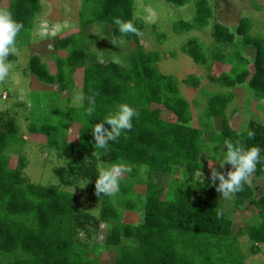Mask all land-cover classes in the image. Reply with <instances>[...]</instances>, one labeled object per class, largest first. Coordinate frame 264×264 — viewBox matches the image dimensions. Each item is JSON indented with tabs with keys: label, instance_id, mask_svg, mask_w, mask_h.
Masks as SVG:
<instances>
[{
	"label": "trees",
	"instance_id": "trees-1",
	"mask_svg": "<svg viewBox=\"0 0 264 264\" xmlns=\"http://www.w3.org/2000/svg\"><path fill=\"white\" fill-rule=\"evenodd\" d=\"M6 1L8 5L0 6V10L10 11L13 18L24 25L16 40L15 48H19L28 44L40 0ZM165 1L177 7L193 4L196 9L190 22L175 24V31L207 27L214 17L209 0ZM85 2L91 3L90 0ZM93 2L89 12L83 7L81 26H110L113 36L129 46L128 64L125 60L123 63L109 61L86 66L82 83L85 99L81 107L69 108L67 100L60 102L59 93L70 91L72 74L75 69L85 66L87 54L81 36L55 38L54 48L69 52L68 56L56 59L55 73L49 72L40 56L33 55L29 59V72L39 82L57 89L44 120L30 124L29 131L46 137L47 144L60 151L59 156L73 160L59 168L57 175L68 184L88 179L87 195L91 201L100 203L99 216L94 218L83 213L71 192L53 185L24 183L20 169L24 158L19 155L11 168L6 152L14 145L22 147L25 140L17 137L14 118L0 119V264H100L96 258L97 245L89 246L76 236L81 232L90 234L88 225L98 230L101 223L120 221L124 209L141 210L144 220L141 224L122 223L109 229L104 245L119 248L115 264H244L237 235L246 236L251 244L264 242V194L255 199L247 183L238 193L240 208L248 204L259 210L239 234H234L232 220L218 204L196 195L200 185L191 181L195 172L205 169L199 159L204 147L203 130L208 125L203 124L201 129L189 125L193 119L191 105L179 94L177 79L159 72V55L145 51L139 36L131 33L124 36L113 23L114 18L132 20L139 32L142 30L143 21L133 18L134 0ZM211 27L215 44L223 50L234 47L235 34L242 37L241 46L255 49L252 72L242 60L243 52L234 50L232 61L241 60L244 66L234 69V74L233 69L221 74L219 82L227 88L246 83L253 95L264 101V40L249 34L250 23L246 18L239 20L234 34L217 22ZM182 50L195 64L206 68L216 60L223 63L226 58L225 53L224 56L214 54L216 60L211 62L194 38ZM209 80L212 83L218 81L213 77ZM198 82V77H191L184 84L196 87ZM88 97L94 99L96 106L91 116L85 112ZM233 99L234 94L230 92L208 97L204 115L209 120H221L222 127L219 133H213V141L223 145L226 139L239 140L246 146L264 149V125L251 121L245 131L229 127L225 112ZM121 103L137 109L139 115L133 118L131 131L122 134L117 141L109 142L106 154L98 160L93 153L91 129ZM160 107L172 113L173 120H162ZM70 126H76L75 142H68L64 137ZM105 127L109 126L105 124ZM249 130L254 132L251 139L247 135ZM99 162L107 166L123 162L132 169L123 174L120 191L115 196L95 195ZM177 167L186 169L188 181L180 184L173 193H165L162 199L163 188L153 182L152 173L173 174ZM227 167L231 170L230 165ZM144 169L148 174L141 181L145 183V192L140 196L132 190ZM263 172L264 161L257 164L252 175L260 176ZM251 247L255 253V245Z\"/></svg>",
	"mask_w": 264,
	"mask_h": 264
},
{
	"label": "rangeland",
	"instance_id": "rangeland-1",
	"mask_svg": "<svg viewBox=\"0 0 264 264\" xmlns=\"http://www.w3.org/2000/svg\"><path fill=\"white\" fill-rule=\"evenodd\" d=\"M90 1L91 3H84V0L39 1L40 10L35 17L28 44L15 48V51L8 57L12 69L6 80L0 83V119L14 118L18 127L17 137L25 140L22 147L14 145L6 152L10 159L11 168L15 166L19 155L24 158L20 165L21 180L24 183L44 187L53 185L71 192L76 197L77 205L83 213L98 218L100 203L91 201L87 195L90 183L87 182L83 187L81 186L85 180L71 184L63 183V178L57 175L59 168L65 167L73 160L59 156L60 151L49 146L46 137L29 131L30 124H38L44 120L51 103L54 102L52 95L57 93L56 86H48L39 82L29 72V59L33 55L40 56L48 66L49 72L55 73L56 59L69 55L68 51L54 48L55 38L63 39L71 35H79L82 37V45L87 54L85 66L75 69L72 74L73 82L70 91L67 93L58 92L60 102L67 100L69 108L82 106V101H77L75 96L78 93L82 94L83 72L86 66L109 61L123 63L125 60L128 64L129 46L113 36L110 26L104 27L95 24L86 27L81 26L80 14L83 7H86L89 12L90 7L94 5L93 0ZM8 3L6 0H0V6L8 5ZM209 3L214 10V17L210 19L209 25L207 27H194L190 31H175L174 26L180 21L190 22L192 20L196 10L193 4L177 7L165 0H134L133 18L140 19L144 23L139 35L140 45L143 46L145 51L159 55V72L163 75L175 77L178 82L179 94L190 103L193 119L189 125L197 129L203 128L202 125L205 123L208 125V128L203 130L201 139L204 141V147L199 159L205 169L200 171L201 175L197 180L196 177L199 171L195 172L194 179L191 181L200 185L196 195H202L204 199L218 204L232 220L234 234H239L254 219L259 210L248 204L240 208L238 193L235 194L233 199H222L220 193L215 190V186L210 182L211 169L215 168L222 173H226L228 167L225 164L223 168H220L221 150L226 149H223V145L215 143L212 138L213 133L221 131V120L216 118L209 120L204 113L208 106L209 95L212 96L220 92L233 93L234 99L225 112L226 118L231 129L245 131L251 121L264 125V101L256 98L248 89L246 83L234 88H227L219 82L221 74L229 73L232 69L234 74L236 72L234 69L237 70L244 66L243 61L247 62L245 66L252 72L255 49L252 46H241L242 37L235 34L232 43L234 47L223 50L221 46L215 44L211 26L214 22L219 24L221 22L222 26L227 25L229 32L234 34L240 17L246 18L250 23L249 34L264 40V8L262 7L264 2L262 0H209ZM244 10H250L251 12L245 13ZM253 11H255V15L252 14ZM193 38L198 40L200 51L209 57L211 62L216 60L214 54L218 53L221 55L226 54L225 61L221 63V60H216V62L211 63L210 68L195 64L182 50L183 46ZM234 50L235 52H243V61H232L231 56ZM191 77L199 78L196 87L192 84H184V81ZM209 77L216 78L217 83H212ZM160 110L162 120H173L172 113L164 107H160ZM75 135L76 126H70L64 137L68 142H75ZM103 166L107 165L99 162V168ZM147 174V169H144L139 175L138 181L132 190L135 194L140 196L144 194L145 183L141 181L146 179ZM123 178L122 175L121 179ZM152 178L156 185L163 188L161 195L163 199L165 193L171 194L180 184L187 183L188 174L185 168L177 167L173 174L152 173ZM247 184L255 199L263 195L264 172L260 176H250ZM138 210L133 212L124 209L120 221L101 223L98 230L88 225L90 234L81 232L76 238L81 242H86L89 246L97 245L96 258L100 264H115L119 248L105 246V237L112 226L119 227L122 223L129 225L143 223V212ZM237 240L244 264H264V242L257 245L251 244L246 236L238 235ZM127 244L134 243L128 242ZM251 246L256 250L255 253L252 252Z\"/></svg>",
	"mask_w": 264,
	"mask_h": 264
},
{
	"label": "clouds",
	"instance_id": "clouds-1",
	"mask_svg": "<svg viewBox=\"0 0 264 264\" xmlns=\"http://www.w3.org/2000/svg\"><path fill=\"white\" fill-rule=\"evenodd\" d=\"M113 23L124 36L129 33L140 35L132 20L114 18ZM23 28V23L15 20L10 11L0 10V83L4 82L10 74L12 64L8 61V57L15 51L17 36ZM75 99L83 101L85 97L78 93ZM87 99L88 107L85 112L91 116L96 111L95 101L92 97ZM138 115L137 109L127 103H121L101 122L94 124L91 135L94 138L95 151L93 153L98 160L106 154L109 142H115L122 134L131 131L133 118ZM105 124L109 127H105ZM247 135L251 139L254 132L249 130ZM223 149L226 150H221L222 159L219 166L223 168L225 164H228L231 166V170L222 173L213 168L210 171L209 180L215 186V190L220 193L222 199L230 200L234 198L236 193L243 191L248 178L256 171L257 164L264 161V149L260 146H246L239 140L233 142L227 139L223 142ZM131 171V167L123 162L100 167L95 177V195L97 197L115 196L120 191L122 175ZM200 175L199 169L196 180ZM87 182L88 179L81 187Z\"/></svg>",
	"mask_w": 264,
	"mask_h": 264
},
{
	"label": "crops",
	"instance_id": "crops-1",
	"mask_svg": "<svg viewBox=\"0 0 264 264\" xmlns=\"http://www.w3.org/2000/svg\"><path fill=\"white\" fill-rule=\"evenodd\" d=\"M245 11V13H250L251 11L249 10V11H247V10H244ZM252 14L253 15H255V11H253L252 12ZM257 16V15H256ZM241 19H243L242 17H240V19L239 20H241ZM239 22V21H238ZM220 24L222 25V23L220 22ZM225 27L227 28V25H225Z\"/></svg>",
	"mask_w": 264,
	"mask_h": 264
}]
</instances>
